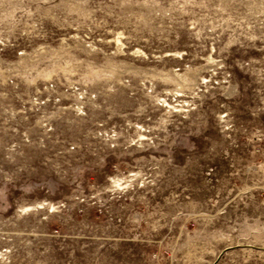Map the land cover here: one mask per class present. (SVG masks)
Returning <instances> with one entry per match:
<instances>
[{
	"label": "rangeland",
	"instance_id": "374dc122",
	"mask_svg": "<svg viewBox=\"0 0 264 264\" xmlns=\"http://www.w3.org/2000/svg\"><path fill=\"white\" fill-rule=\"evenodd\" d=\"M0 264H264V0H0Z\"/></svg>",
	"mask_w": 264,
	"mask_h": 264
}]
</instances>
